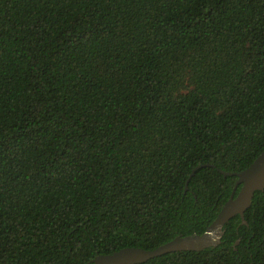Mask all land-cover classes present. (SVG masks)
<instances>
[{
	"label": "trees",
	"instance_id": "trees-1",
	"mask_svg": "<svg viewBox=\"0 0 264 264\" xmlns=\"http://www.w3.org/2000/svg\"><path fill=\"white\" fill-rule=\"evenodd\" d=\"M263 151L264 0H0V264L201 235ZM245 220L143 264H264Z\"/></svg>",
	"mask_w": 264,
	"mask_h": 264
},
{
	"label": "water",
	"instance_id": "water-1",
	"mask_svg": "<svg viewBox=\"0 0 264 264\" xmlns=\"http://www.w3.org/2000/svg\"><path fill=\"white\" fill-rule=\"evenodd\" d=\"M205 167L214 166L201 165L195 168L187 181L186 190L189 189L191 179L199 170ZM220 172L224 177H237V181L230 199L223 206L215 221L203 234H194L186 237L178 236L155 250L126 248L110 255H99L89 264H143L168 253L182 251L201 252L205 249L220 246L225 235V225L236 216H240L242 224L247 225L245 213L251 207L255 193L264 191V151L242 172ZM240 186V191L235 196V191Z\"/></svg>",
	"mask_w": 264,
	"mask_h": 264
}]
</instances>
